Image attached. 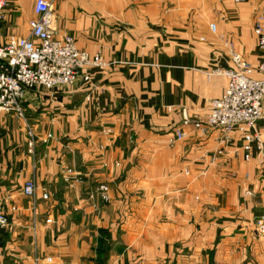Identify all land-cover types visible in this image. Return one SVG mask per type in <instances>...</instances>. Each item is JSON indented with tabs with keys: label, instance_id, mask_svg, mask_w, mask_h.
Returning a JSON list of instances; mask_svg holds the SVG:
<instances>
[{
	"label": "crops",
	"instance_id": "1",
	"mask_svg": "<svg viewBox=\"0 0 264 264\" xmlns=\"http://www.w3.org/2000/svg\"><path fill=\"white\" fill-rule=\"evenodd\" d=\"M36 1L10 0L4 38L29 36ZM48 1L57 34L110 66L90 69V83L26 94L33 156L25 121L1 114L2 250L24 247L23 264L38 253L51 264H264V148L245 160L237 130L207 124L230 46L260 60L254 25L264 0ZM256 130L264 144V121ZM65 167L79 173L73 188ZM30 179L35 202L51 194L36 208L21 192ZM33 226L36 240L24 245Z\"/></svg>",
	"mask_w": 264,
	"mask_h": 264
},
{
	"label": "built area",
	"instance_id": "2",
	"mask_svg": "<svg viewBox=\"0 0 264 264\" xmlns=\"http://www.w3.org/2000/svg\"><path fill=\"white\" fill-rule=\"evenodd\" d=\"M244 2V0H236ZM10 0H0V112L23 115V100L28 92L54 90L72 85L81 77L85 83L91 82L90 69L106 71L107 63L100 53L91 54L80 50L74 37L58 35L54 26L52 3L37 0L34 11L38 18L29 22V36L4 38L2 23ZM215 31V25H211ZM254 33L260 60L253 65L230 46L232 65L226 70V88L223 94L211 101L208 126L241 135V149L245 160H251L254 148L263 150L264 144L257 133V125L264 121V11L256 15ZM200 127L199 122H195ZM187 119L184 121V125ZM177 132L178 139L183 138ZM29 148H34L30 142ZM66 174L72 176L68 169ZM37 186L28 182L23 194L36 200ZM98 192L108 201L107 185H101ZM47 200V193L43 198ZM6 219L0 217V225ZM264 234V224L260 226Z\"/></svg>",
	"mask_w": 264,
	"mask_h": 264
},
{
	"label": "rangeland",
	"instance_id": "3",
	"mask_svg": "<svg viewBox=\"0 0 264 264\" xmlns=\"http://www.w3.org/2000/svg\"><path fill=\"white\" fill-rule=\"evenodd\" d=\"M261 11H264V9L263 10H261ZM260 12V11H259ZM258 12V13H259ZM257 13V14H258ZM257 38V37H256ZM55 90V89H54ZM49 91H52V90H49ZM2 112H4V113H7V112H5V111H1L0 112V126H2V123H3V121H2V117H1V114H2ZM7 114H11V115H13L16 119H18V120H22V121H25V123H26V130H27V133H28V135H29V140H28V152H29V154L31 155V156H33L34 154H35V146H36V142H35V139H34V135H33V131H32V128L28 125V122L26 121L27 119H26V114H25V109H24V107H23V115L22 116H20V115H18L17 113H12V112H8ZM185 117H184V120H183V124H184V121H185ZM187 123H189V124H196L195 123V121H193V120H188L187 119ZM215 129H217V128H215ZM219 130H221V129H219ZM178 132H180V131H178ZM176 138H178L177 137V135H176ZM34 142V148H29V144H30V142ZM220 153H221V151H219ZM254 152V151H253ZM68 169H70V170H72L73 171V175L72 176H70V175H68V174H66V177H65V171L66 170H68ZM79 173L74 169V168H70V167H65L64 168V170H63V172H62V175H63V177H64V181H65V183L69 186V187H75V183H78V182H80V176L78 175ZM28 182H34L35 183V181L33 180V179H30V180H28V181H26L24 184H23V186L21 187V192H22V194H23V188H24V186L28 183ZM36 184V183H35ZM37 186V185H36ZM101 186V185H100ZM99 186V187H100ZM98 187V188H99ZM108 187V192H109V186H107ZM98 188L96 189V193H99L100 194V196L103 198V196H102V193L101 192H98ZM108 192H107V197H108ZM47 193V195H48V199L47 200H45V199H42L43 198V195L44 194H46ZM24 195V194H23ZM25 196V195H24ZM26 197V196H25ZM28 198V197H27ZM30 200H31V203H32V207L33 208H36L37 207V204L36 203H41V201H43V202H46V201H49L50 199H51V194H50V192L48 191V192H43V194H42V197H41V201H37V202H35V201H33V199L32 198H29ZM108 199H109V197H108ZM105 201V200H104ZM107 202V201H106ZM12 211H17L18 210V208L17 207H14V208H12L11 209ZM35 212L36 211H34V214H35ZM2 218H4V217H2ZM4 219H6V223L5 224H1L0 225V228L1 227H5V226H7L8 225V218H6V216H5V218ZM47 223H50L51 222V220H48V221H46ZM33 229V231L31 232V234H29V235H27L25 238H24V245H26V244H29V245H31V242H30V238H34L35 240H36V238H35V235H36V227H32ZM262 233V232H261ZM263 234V233H262ZM2 247L3 246H0V254H2L1 255V257L2 256H4V258H6V257H9V258H12V260H14V261H12L11 260V262H9V263H11V264H23L25 261L23 260V259H25V258H27L26 257V253H25V251H24V247H22L20 250H21V255H18L17 254V252L15 251V250H13L12 248H8V249H6V250H2ZM35 247H36V252H37V245H36V242H35ZM35 252V253H36ZM30 254H31V252H30ZM42 255V256H41ZM30 258H31V255H30ZM51 262H52V258H49V257H46V256H43V254H40V253H38L37 254V256L34 258V264H51Z\"/></svg>",
	"mask_w": 264,
	"mask_h": 264
},
{
	"label": "water",
	"instance_id": "4",
	"mask_svg": "<svg viewBox=\"0 0 264 264\" xmlns=\"http://www.w3.org/2000/svg\"><path fill=\"white\" fill-rule=\"evenodd\" d=\"M2 113H4V112H2ZM183 117V116H182ZM183 120H184V117H183Z\"/></svg>",
	"mask_w": 264,
	"mask_h": 264
}]
</instances>
